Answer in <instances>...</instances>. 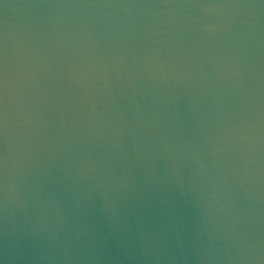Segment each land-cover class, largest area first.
I'll return each instance as SVG.
<instances>
[{
  "label": "water",
  "instance_id": "95a60500",
  "mask_svg": "<svg viewBox=\"0 0 264 264\" xmlns=\"http://www.w3.org/2000/svg\"><path fill=\"white\" fill-rule=\"evenodd\" d=\"M0 264H264V0H0Z\"/></svg>",
  "mask_w": 264,
  "mask_h": 264
}]
</instances>
